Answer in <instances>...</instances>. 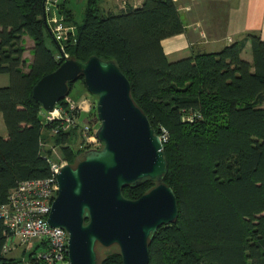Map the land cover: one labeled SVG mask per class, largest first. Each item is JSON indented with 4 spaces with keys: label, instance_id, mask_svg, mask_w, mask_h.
<instances>
[{
    "label": "trees",
    "instance_id": "16d2710c",
    "mask_svg": "<svg viewBox=\"0 0 264 264\" xmlns=\"http://www.w3.org/2000/svg\"><path fill=\"white\" fill-rule=\"evenodd\" d=\"M99 1L86 0L81 22L65 2L57 5L75 29L59 43L43 20L45 0H0V73L10 77L0 87L8 131L0 138V205L19 181L50 174L43 129L68 164L85 150L71 145L75 128L53 133L54 124L43 123L44 111L31 95L37 80L62 62L56 58L62 45L80 61L93 55L113 60L155 133L166 134L163 181L176 196L178 215L156 230L148 264H264V40L247 34L251 62L241 56L243 42L170 62L161 40L183 29L173 0H143L117 11L102 9ZM23 35L33 41L27 72ZM49 36L55 53L46 44ZM57 105L70 112L65 98ZM153 185L144 179L122 194L136 199ZM4 230L0 218V264H18L2 252ZM99 264H122L119 249H107Z\"/></svg>",
    "mask_w": 264,
    "mask_h": 264
},
{
    "label": "water",
    "instance_id": "95a60500",
    "mask_svg": "<svg viewBox=\"0 0 264 264\" xmlns=\"http://www.w3.org/2000/svg\"><path fill=\"white\" fill-rule=\"evenodd\" d=\"M43 20L47 26L45 14ZM80 76L96 97L100 146L85 149L75 165L60 168L47 223L68 234V261L63 264H99L98 245L117 246L122 264H148L156 230L174 223L178 215L176 196L163 181V143L113 60L93 55L80 61L63 55L57 68L32 86V98L51 112L67 96L68 84ZM144 179L154 185L136 199L123 196V187Z\"/></svg>",
    "mask_w": 264,
    "mask_h": 264
},
{
    "label": "built area",
    "instance_id": "2783aa9c",
    "mask_svg": "<svg viewBox=\"0 0 264 264\" xmlns=\"http://www.w3.org/2000/svg\"><path fill=\"white\" fill-rule=\"evenodd\" d=\"M59 1L45 0V7H57ZM125 1L121 0L122 7L126 6ZM184 9L188 10L189 7ZM50 23L54 39L59 43L64 41L68 34L74 33V26L65 24L63 16H51ZM63 55L66 54L61 45L60 55L56 58H62ZM69 110L70 112H66L63 107L56 105L53 111L44 112L43 123L54 124L51 130L53 133L75 128L80 131L82 137L81 148L99 147L100 142L95 137L96 129L79 121L80 113L85 111L82 104L71 106ZM159 137L163 142L166 134L163 132ZM48 148L51 150V155L46 157L50 174L44 178L19 181L9 191L6 202L0 205V218L5 225L3 254L7 256L8 253L20 250L23 255L28 251L27 259L15 258L18 264H63L68 261L66 230L47 223V216L57 193L56 175L67 162L61 156L58 146L48 145Z\"/></svg>",
    "mask_w": 264,
    "mask_h": 264
},
{
    "label": "crops",
    "instance_id": "0c3cea01",
    "mask_svg": "<svg viewBox=\"0 0 264 264\" xmlns=\"http://www.w3.org/2000/svg\"><path fill=\"white\" fill-rule=\"evenodd\" d=\"M142 1L126 0V6L122 7L121 0H103L101 8L105 7L106 11H117L116 9L139 6ZM62 2H65V7L72 11L70 5L66 4L68 0H60L58 4ZM173 3L182 20L183 29L179 34L161 40L164 55L170 62L200 53L218 52L235 42L244 43L241 56L251 62V43L247 34L253 33L264 40V0H173ZM184 7L189 9L185 10ZM53 8L51 7L52 12L46 10L49 27L51 13L54 11L58 13V6ZM72 14L75 19L73 11ZM22 39L25 47L23 70L27 72L33 60L31 52L33 41L27 35H23ZM9 84V75L0 73V87ZM85 109L89 107L86 105ZM41 116L43 117V114ZM7 135L8 131L0 112V138H6Z\"/></svg>",
    "mask_w": 264,
    "mask_h": 264
},
{
    "label": "rangeland",
    "instance_id": "374dc122",
    "mask_svg": "<svg viewBox=\"0 0 264 264\" xmlns=\"http://www.w3.org/2000/svg\"><path fill=\"white\" fill-rule=\"evenodd\" d=\"M85 3H86V0H68V2L66 3L67 5H70L69 7H71L77 22H81V20H82L83 9L85 7ZM99 4L101 6L103 4V0H100ZM45 8L48 12H52L51 5H48ZM54 8H56V7H54ZM104 9H105V7H104ZM116 10H118V9H116ZM51 14L52 15H54V14L59 15V13H55V11ZM46 44L53 51H57V47L55 45V42L52 40V38L50 36L46 38ZM95 102H96V97L94 95L90 94L86 90L85 86L83 85L82 81H80V80H76L73 82V85L70 88L68 95L65 97V107H67L68 109L71 106H75L78 104H82L84 109H85L86 105H87V107H89V109H85V111H82L80 113L79 121L80 122L83 121V123H87L89 125V127H92L94 129H96L99 125V121L93 113V108H94L93 106H95ZM72 134H74L72 137V140H71V145H72L73 149L74 150L82 149L81 144H80L81 138H82L80 135V131H78V130L72 131ZM41 137H42V140L45 143L46 147H48V145L54 143V141H53L54 136L49 132V130L43 129L41 132ZM79 158H80V156L77 157L76 161ZM76 161L74 163H72L71 165H75ZM112 246L105 248V247L98 245L97 246V253H98L99 258H100V256L104 255L107 252V249H111ZM7 256L13 257V258H18V259L23 257L24 259H27L28 258V251L26 253H24L23 255H21L20 250H16V251H13L11 253H8Z\"/></svg>",
    "mask_w": 264,
    "mask_h": 264
}]
</instances>
